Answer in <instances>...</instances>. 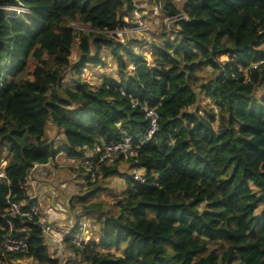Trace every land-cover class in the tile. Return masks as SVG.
<instances>
[{
    "label": "trees",
    "instance_id": "trees-1",
    "mask_svg": "<svg viewBox=\"0 0 264 264\" xmlns=\"http://www.w3.org/2000/svg\"><path fill=\"white\" fill-rule=\"evenodd\" d=\"M143 1L0 0V241L23 237L20 253L60 263L39 213L9 206L34 201L32 169L63 154L90 180L70 206L98 235L66 237L61 264H264V0H145L169 25L128 35ZM107 57L118 77L90 82L85 69ZM123 133L134 153L101 159L96 146ZM115 175L126 186L110 192ZM103 190L111 208L92 199ZM16 253L0 245V264Z\"/></svg>",
    "mask_w": 264,
    "mask_h": 264
},
{
    "label": "rangeland",
    "instance_id": "rangeland-1",
    "mask_svg": "<svg viewBox=\"0 0 264 264\" xmlns=\"http://www.w3.org/2000/svg\"><path fill=\"white\" fill-rule=\"evenodd\" d=\"M145 1V0H144ZM142 2V5H144L145 8H143L144 10L141 11H134V19L131 24L127 25L125 27V33H127L128 35H132V34H137L140 37H144V38H149V36H151V34L156 33L157 30L162 28V22H164L165 20H162V17L160 15V5L158 6L156 3L150 4V3H146V2ZM176 5L181 6L183 3V0H175ZM127 19V18H126ZM128 20V19H127ZM135 22H137L138 24H134ZM166 25H169L168 22H166ZM143 50V48H142ZM146 55L147 52H146ZM222 57H225V55H223ZM108 63L105 66H91V67H87L84 71V76L93 83H96L98 80V76L102 73H111L115 76H117V67L115 66V63L113 62V59L111 57H107ZM126 63H127V68L131 70L132 68V63L129 61L128 58H126ZM31 68V67H30ZM118 77V76H117ZM205 100L200 99V103L201 105L204 104ZM192 106H189L188 109H191ZM53 133V131L51 132ZM5 153V151L3 152V154ZM59 160L61 161V158H59ZM64 163H66L64 165ZM121 165L126 167L128 162L125 160H122ZM60 164H62L59 168H58V172H61L63 174V180H65L64 182L66 183L67 180H69L68 178H70L71 176V171L69 169V165L71 164H75L76 162L69 159L68 161H61ZM126 170V168H124ZM75 176L79 179L80 175H78V173H75ZM51 177V176H50ZM96 177L98 178V183H102L101 178L102 176L100 174H96ZM34 178L33 175H31V179ZM29 180V179H28ZM27 180V181H28ZM71 183L72 188L75 187V191L76 192H82L86 187L89 186V182L90 180L86 179V178H80L79 181H81L82 184H80L79 182H76L74 179ZM55 184L58 185L59 181L58 179L55 178V176H53L50 181H47V183ZM103 182H106V185L110 186V192H119L122 189L125 188L126 186V182L124 180V177L119 176V175H115V176H108L106 177ZM67 185V184H66ZM68 187V186H67ZM31 188H35V184L34 182H32L31 184H28V193L29 195L32 197L33 195L36 194L33 193ZM93 188V187H91ZM94 189V188H93ZM96 190V189H94ZM61 191V190H59ZM60 194V193H59ZM62 194V193H61ZM37 199V198H36ZM92 199H97L99 202H101L104 206L107 207H112L111 206V194H107L106 190L101 191L100 193H97L96 196H92ZM40 200V199H39ZM62 204L64 201L63 196L61 195V198L59 200ZM41 202V206L39 209V216L45 219H50V220H54L53 218L46 216L45 213L41 212L42 207L45 206V204H49V198H43L40 200ZM77 202V201H74ZM112 210L115 211V209L112 208ZM85 219L89 222V224L87 223L88 226V230H89V225L90 228L91 226L93 227V217L91 215L88 214H80V217H78L77 219ZM64 224V223H63ZM74 222H71L69 224H67L69 227L73 226ZM95 224V222H94ZM93 229L91 228V234L90 235H96V234H92ZM89 235V236H90ZM50 244L52 243L53 247H51V245H49L50 247V251L54 254V256L59 255V260L61 264L65 259L66 256L69 254V250L66 247V244L64 247L58 248V246L54 245L53 241L51 239L47 240ZM58 257V256H57ZM3 264H36V261L31 258L28 257L22 253H16L14 256L11 257L10 260L3 262Z\"/></svg>",
    "mask_w": 264,
    "mask_h": 264
},
{
    "label": "built area",
    "instance_id": "built-area-1",
    "mask_svg": "<svg viewBox=\"0 0 264 264\" xmlns=\"http://www.w3.org/2000/svg\"><path fill=\"white\" fill-rule=\"evenodd\" d=\"M119 35L122 34V30H118ZM120 91L124 93V88L120 87ZM146 116L149 120V125L144 132V138L150 139L155 130L158 127V111L155 107L146 108ZM96 149L100 151V158L105 159L107 162H112L119 153H122L124 157L134 153V148L131 144V136L127 133H123L121 138L116 141L97 145ZM36 165V164H35ZM132 173L136 178H142L141 175L132 168ZM4 172L0 170V176H3ZM29 183L32 185L34 182L31 179V175L28 176ZM41 202L39 199L32 201L27 207L22 208L20 203L12 201L9 206V210L14 213L27 215L39 212ZM40 231L45 239H51L58 248H61L66 241V237L70 242L74 244L80 243L81 240L86 239L91 234V228L89 230L85 219H76L73 226L69 227L67 224H63L58 220L45 219L39 216L38 219ZM0 245L3 249L14 252H23L27 250V242L23 237H17L13 235L3 236Z\"/></svg>",
    "mask_w": 264,
    "mask_h": 264
},
{
    "label": "crops",
    "instance_id": "crops-1",
    "mask_svg": "<svg viewBox=\"0 0 264 264\" xmlns=\"http://www.w3.org/2000/svg\"><path fill=\"white\" fill-rule=\"evenodd\" d=\"M52 131L54 133L55 130H52ZM59 158H61V161H68L70 159V158H67L63 154H60L55 160L56 164L54 163L53 165V161H49L42 165L37 164L32 169V175L34 177L32 178V180L34 181L35 188H31V189L33 193L36 192V194L33 195L32 197L35 199L36 198L40 199V200L43 198H49V204H45V206L42 207L41 212L45 213L46 216H49L53 218L54 220H58L64 224H69L71 222H74L78 217H80V214H81V208L79 207V201L75 200L77 202H74V204L70 206V200L72 196L75 193H77L75 191L76 190L75 187L72 188L71 186V183L73 181L71 179H74L76 182H79L80 184L82 183L81 181H79L80 179H78L73 174L72 171L70 175L71 177L68 178L69 180H67L66 183L64 182L65 180H63V174L61 172H58V168L62 165L60 164L61 161L59 160ZM65 164L66 163H64V165ZM53 176H55V178L58 179L59 181L58 185H55V184L51 185L49 182L47 183V181H50V179ZM61 195L63 196L64 201H65L63 202V204L59 201L61 198ZM94 225L95 224L93 222V226ZM92 234H96L95 236H97L98 230L93 229ZM91 236H94V235H91ZM96 239L98 238L96 237ZM45 240L47 242V239ZM49 245L53 247L52 243H50Z\"/></svg>",
    "mask_w": 264,
    "mask_h": 264
}]
</instances>
